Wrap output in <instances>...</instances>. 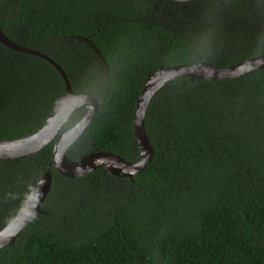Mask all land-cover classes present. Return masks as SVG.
Instances as JSON below:
<instances>
[{"label":"trees","instance_id":"obj_1","mask_svg":"<svg viewBox=\"0 0 264 264\" xmlns=\"http://www.w3.org/2000/svg\"><path fill=\"white\" fill-rule=\"evenodd\" d=\"M0 27L53 58L74 93L99 100L72 160L97 146L138 158L133 113L159 68L264 55V0H0ZM64 92L47 60L0 43V139L37 131ZM145 128L155 156L133 179L102 168L67 178L53 167L43 213L0 249V264H264V70L175 79L151 101ZM52 148L0 160V229Z\"/></svg>","mask_w":264,"mask_h":264},{"label":"water","instance_id":"obj_2","mask_svg":"<svg viewBox=\"0 0 264 264\" xmlns=\"http://www.w3.org/2000/svg\"><path fill=\"white\" fill-rule=\"evenodd\" d=\"M163 1L200 0H160V2ZM79 39L93 49L102 65L107 69L106 61L98 47L87 37H79ZM0 43L14 51L47 60L58 70L65 83L64 94L56 99L54 112L47 117L43 126L24 137L0 139V160L29 157L53 143L48 169L35 180L17 213L0 229V249L11 246L34 216L43 213L42 205L48 197L53 183V167L60 175L67 178L86 177L99 168L119 178L133 179L134 175L143 172L155 156L151 139L145 128L148 108L153 98L169 82L182 77L189 78L191 81L195 79H231L264 70V55L249 57L230 66L200 61L161 67L144 81L135 105L133 130L136 137L135 144L139 150L138 158L130 161L98 147L80 155L78 160H72L67 152L93 122L100 107L99 100L89 92L74 93L66 72L53 58L40 50L18 44L10 39L1 27ZM81 108L85 110V113L75 122H70L74 114Z\"/></svg>","mask_w":264,"mask_h":264},{"label":"rangeland","instance_id":"obj_3","mask_svg":"<svg viewBox=\"0 0 264 264\" xmlns=\"http://www.w3.org/2000/svg\"><path fill=\"white\" fill-rule=\"evenodd\" d=\"M61 41H63V40H61ZM64 41H66V40H64ZM67 41L72 42L73 38H70ZM96 148H98V146ZM108 179H109L108 182H112V183L114 182V180H112L111 178H108Z\"/></svg>","mask_w":264,"mask_h":264}]
</instances>
